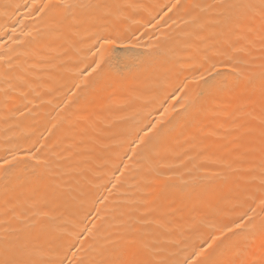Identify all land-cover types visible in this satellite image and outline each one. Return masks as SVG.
I'll list each match as a JSON object with an SVG mask.
<instances>
[{"label": "bare ground", "instance_id": "6f19581e", "mask_svg": "<svg viewBox=\"0 0 264 264\" xmlns=\"http://www.w3.org/2000/svg\"><path fill=\"white\" fill-rule=\"evenodd\" d=\"M219 2L0 0V236L65 264L219 237L210 264H264L261 0Z\"/></svg>", "mask_w": 264, "mask_h": 264}, {"label": "snow or ice", "instance_id": "6c2138e0", "mask_svg": "<svg viewBox=\"0 0 264 264\" xmlns=\"http://www.w3.org/2000/svg\"><path fill=\"white\" fill-rule=\"evenodd\" d=\"M56 7H60V0H57ZM64 7H81V8H92V9H103L107 8V5L104 4H80V5H69L65 3L63 5ZM179 7V0H177V4L173 5V8ZM221 9L222 16L225 20H228L230 17V14L232 11L238 7L237 5L233 4L231 0H220L219 4L217 5ZM245 7H255L254 5H245ZM172 9H169L171 11ZM259 13L262 22H264V0H261V3L259 5ZM261 28L264 29V23H262ZM100 40H103L106 44H113L114 40L111 39H105L104 37H100L97 40V43H99ZM262 43H264V36L261 37ZM100 67V64L97 63V68ZM95 71V69H93ZM216 75H219L218 72H215V65L211 67L210 70L206 72V74H203L199 76L197 79L198 81H202L204 85H209L212 80L215 79ZM261 78L264 79V73L261 74ZM183 91V89H180ZM206 89L203 87L200 89V91L196 94L195 97H193L192 102L195 103L197 99L203 95L206 94ZM175 94V93H173ZM155 127V125H153ZM140 131H143L141 129ZM143 137H141V143H145ZM261 151L264 152V133H262V142H261ZM262 168H264V165H262ZM260 190L264 191V171L261 172L260 177ZM260 206L262 209H264V199L260 200ZM253 213H255V209H251ZM252 223V217H250L247 213H244L240 217V223H235L234 228L235 229H242L246 228ZM225 232H233V228H226L224 230ZM224 233L222 232L221 235ZM219 239V237H213L212 244H207V248L205 247V244L207 241H205V244L198 245L199 251H193L191 252L187 257H185L181 261H170L168 258L163 257L160 253H156V255H160L161 258L159 259H153L151 257L138 260V259H132V260H93L90 262V264H210V261H208L205 257V254L207 252L208 248H212L213 244H215L216 240ZM75 243H69L67 246L66 251H71L73 248H75ZM0 248L3 250V257L0 258V264H65V259L61 258L59 260H50V259H44V258H37V253L39 252L42 257V250L33 249L29 250L25 246H18L13 247L11 244V241L7 235L0 236ZM71 264V262H70ZM79 264H85L84 260H80Z\"/></svg>", "mask_w": 264, "mask_h": 264}]
</instances>
